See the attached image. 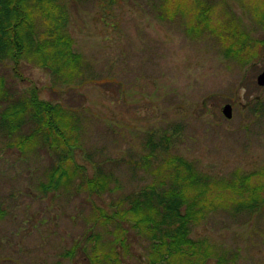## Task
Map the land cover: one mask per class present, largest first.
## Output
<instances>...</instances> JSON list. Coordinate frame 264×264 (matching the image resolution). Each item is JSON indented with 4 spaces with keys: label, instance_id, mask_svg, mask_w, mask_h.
<instances>
[{
    "label": "rangeland",
    "instance_id": "obj_1",
    "mask_svg": "<svg viewBox=\"0 0 264 264\" xmlns=\"http://www.w3.org/2000/svg\"><path fill=\"white\" fill-rule=\"evenodd\" d=\"M60 1L82 59L74 79L24 60L23 81L10 59H0V264H146L150 240L120 213L157 177L162 160L181 156L215 181L264 168V87L257 83L264 27L256 17L264 0ZM202 10L208 23L200 20L197 30ZM234 26L230 31L247 38L239 55L246 58L228 56L221 40ZM44 30L39 16L38 39ZM32 85L76 115L66 165L72 173L59 184L52 172L59 153L44 134L19 147L18 138L36 126L31 118L18 131L2 122L1 113ZM227 103L231 119L222 112ZM96 172L108 178L98 193L87 185ZM229 204L212 205L217 209L192 224L189 237L209 243L205 264H264V205L249 214Z\"/></svg>",
    "mask_w": 264,
    "mask_h": 264
},
{
    "label": "trees",
    "instance_id": "obj_2",
    "mask_svg": "<svg viewBox=\"0 0 264 264\" xmlns=\"http://www.w3.org/2000/svg\"><path fill=\"white\" fill-rule=\"evenodd\" d=\"M106 1L109 4L118 0ZM163 1L165 6L172 2ZM256 13L258 24L264 27V9ZM207 15L206 10L195 15L197 23L194 26L197 30L208 23ZM39 16L45 28L43 34H46L41 39H38ZM69 18L67 6L60 0H0V59H10L14 73L23 81L27 79L21 71L24 60L36 62V65L51 71L64 82L74 79L82 59L73 51V42L67 33ZM200 20L204 21L202 25L199 24ZM236 28L241 29L239 25ZM231 29H235V26L227 28L224 31L227 35L220 37L228 56H239L247 48V38ZM234 42L238 45L233 46ZM229 50L234 55L229 54ZM1 94L6 95L4 79H0ZM39 95L38 87L32 85L26 95L11 102L1 113L2 122L15 131L27 126L31 120L36 124L31 134L18 138L22 144L19 147L24 151L28 147L26 145L35 143L36 138L44 134L50 147L59 153V163L52 170L59 179L54 182L59 184L65 175L72 173L66 165L73 161L71 154L77 141L71 133L79 128L72 110L60 103L44 100ZM155 172L157 177L153 182L141 189L130 208L120 213L128 218L134 229L150 240L153 251L150 264H205V259L211 258L210 245L207 241L191 240V225L205 220L210 211L216 210L210 209L214 204L230 203L236 205L233 211H247L249 214L264 205V183L256 181L258 178L264 179V168L249 174H237L236 179L231 181H215L200 175L183 157L173 155L162 160ZM107 184V176L99 172L87 180L89 188L96 193L102 192ZM227 192L231 193L228 197ZM121 243L124 244V241ZM73 254V251L69 253ZM97 259L102 261V258ZM112 259L111 255L103 258L107 261Z\"/></svg>",
    "mask_w": 264,
    "mask_h": 264
},
{
    "label": "water",
    "instance_id": "obj_3",
    "mask_svg": "<svg viewBox=\"0 0 264 264\" xmlns=\"http://www.w3.org/2000/svg\"><path fill=\"white\" fill-rule=\"evenodd\" d=\"M258 84L261 86H264V71L258 76ZM232 106L231 104H227L225 105L224 109H223V113L225 114V116L227 118H232L233 115V111H232Z\"/></svg>",
    "mask_w": 264,
    "mask_h": 264
}]
</instances>
